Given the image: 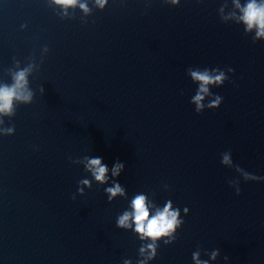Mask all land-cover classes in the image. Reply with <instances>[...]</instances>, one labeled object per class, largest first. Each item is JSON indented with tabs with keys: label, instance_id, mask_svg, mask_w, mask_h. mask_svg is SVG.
I'll return each instance as SVG.
<instances>
[{
	"label": "water",
	"instance_id": "95a60500",
	"mask_svg": "<svg viewBox=\"0 0 264 264\" xmlns=\"http://www.w3.org/2000/svg\"><path fill=\"white\" fill-rule=\"evenodd\" d=\"M250 2L0 0V88L27 81L0 112V264H137L147 240L116 217L139 192L185 221L146 264H193L197 246L220 250L210 264H264V180L250 175L264 177V36L243 20ZM189 66L235 70L209 85L219 108L195 112ZM84 155L124 162L128 197L108 202L95 181L79 194L91 176L69 157Z\"/></svg>",
	"mask_w": 264,
	"mask_h": 264
},
{
	"label": "clouds",
	"instance_id": "9594fccd",
	"mask_svg": "<svg viewBox=\"0 0 264 264\" xmlns=\"http://www.w3.org/2000/svg\"><path fill=\"white\" fill-rule=\"evenodd\" d=\"M78 0H55V3L60 5H75ZM173 4H178L179 0H171ZM97 3L101 7L107 3V0H97ZM81 8H85L84 4L80 5ZM244 22L249 28L257 26L259 31L257 36H264V5L258 6L255 0L248 3L244 9ZM26 71V70H25ZM25 71H21L16 76V84L9 88H0V112L9 113L12 107L13 97L17 96V88L23 87L27 83L25 79ZM235 70L231 67H227L226 71L219 67H192L189 66L186 69V75H188L192 82L197 85L195 94L191 97L190 103L195 106V112L197 114L203 113L205 108L216 109L219 108L223 102V97L214 94L209 85L214 87L223 86L225 81L233 82L227 73H233ZM234 83V82H233ZM44 88L41 86L40 92L44 93ZM183 94V92H181ZM205 96H208V102L205 103ZM18 98L24 101H30L32 99V93L28 95H21ZM6 135H12L15 132V127L4 129ZM69 160L73 164L83 165L84 171L89 173L91 179L83 178L78 181L77 192L81 195L85 193V188H91L93 181L99 185H108L104 188V192L107 196L108 202L113 201L117 196L127 198L126 187L121 185L117 177L125 168L124 162L116 160L112 167L109 168L107 164L103 162V158L99 156L84 155L83 157L73 159L71 156ZM228 161V157H224V162ZM239 168V165H237ZM254 181L264 180V177L250 174ZM241 189L236 190V194L239 195ZM75 199V194L72 196ZM147 193L139 192L132 196L128 202V207L119 213L116 217V227L121 229L132 228V230L138 233V239L140 241L147 240V243H142L139 249L142 259L137 260V264H146L148 260H154L158 255V248L160 247V241L162 240L165 245L171 244L177 239V231L185 223L181 216V209L173 206V201L168 199L163 206L156 207L154 204L152 208L154 211H150V206L146 202ZM184 215L189 213L188 207L183 208ZM134 223L130 224L129 221ZM202 254L209 257L208 259H202ZM220 256V250L213 249L211 251L207 249H201L197 246V249L192 253L193 264H210L211 261H216ZM224 261H228L229 257L225 255ZM123 264H130V261L125 259Z\"/></svg>",
	"mask_w": 264,
	"mask_h": 264
}]
</instances>
